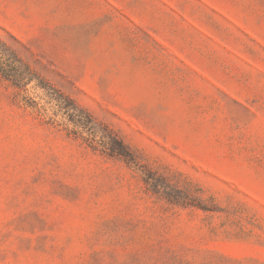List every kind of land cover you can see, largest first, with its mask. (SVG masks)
I'll use <instances>...</instances> for the list:
<instances>
[{
    "label": "rangeland",
    "instance_id": "1",
    "mask_svg": "<svg viewBox=\"0 0 264 264\" xmlns=\"http://www.w3.org/2000/svg\"><path fill=\"white\" fill-rule=\"evenodd\" d=\"M0 264H264V0H0Z\"/></svg>",
    "mask_w": 264,
    "mask_h": 264
}]
</instances>
